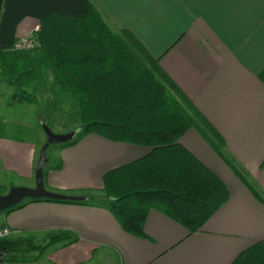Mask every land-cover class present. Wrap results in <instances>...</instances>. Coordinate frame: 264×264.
I'll use <instances>...</instances> for the list:
<instances>
[{"label":"crops","instance_id":"1","mask_svg":"<svg viewBox=\"0 0 264 264\" xmlns=\"http://www.w3.org/2000/svg\"><path fill=\"white\" fill-rule=\"evenodd\" d=\"M92 1L158 60L222 135L226 154L264 197V83L259 79L264 69V0ZM88 5V0H0V49L36 33L45 16L81 17ZM9 127L22 130L15 124ZM15 135L0 136L1 169L33 187L37 145L15 140ZM179 141L229 190L227 201L195 233L150 210L146 237L132 236L108 211L103 195L88 196L92 189L102 192L104 173L149 152L145 146L97 134L61 148L60 161L44 164L60 165L45 170L48 190L86 198L90 204L28 202L0 213V222L12 236L74 233L72 243L48 248H53L50 264H231L264 240V202L196 131L188 130Z\"/></svg>","mask_w":264,"mask_h":264},{"label":"trees","instance_id":"2","mask_svg":"<svg viewBox=\"0 0 264 264\" xmlns=\"http://www.w3.org/2000/svg\"><path fill=\"white\" fill-rule=\"evenodd\" d=\"M88 2L81 17L45 16L34 33V48L0 49V80L13 88L10 104H36L35 84L49 74L54 87L75 101L82 124L70 141L60 143L61 148L89 134L149 148L144 156L102 177L108 211L132 236L146 237L144 225L150 210L182 225L189 234L195 233L229 198L222 179L180 143V137L190 129L264 202L261 193L227 156L222 135L163 71L158 60L130 31L115 26L92 0ZM259 79L264 83V69ZM3 130L0 122V136H4ZM5 191L0 185V194ZM35 201L91 203L86 198L26 199L1 213ZM44 236L42 245L32 243L35 235L0 237V264L37 260L51 245L64 246L76 240L74 233L65 230ZM29 252L36 255L24 257ZM231 264H264V240L250 245Z\"/></svg>","mask_w":264,"mask_h":264},{"label":"rangeland","instance_id":"3","mask_svg":"<svg viewBox=\"0 0 264 264\" xmlns=\"http://www.w3.org/2000/svg\"><path fill=\"white\" fill-rule=\"evenodd\" d=\"M35 87L36 104H10L13 88L0 80V122L4 121L5 124L8 125L6 128L7 130H3V134H16L15 136L17 137L15 140L35 142L37 145V152L39 153L44 143L42 140L46 139L43 125H47L50 130L56 134H64L72 131H79L82 124L78 121L75 101L69 95L61 92L58 87H54L53 80L49 74L41 82L35 84ZM29 89L31 90L33 88ZM12 124L18 125L22 130L16 132L10 131L12 129L9 125ZM60 149V143L52 144L47 148L46 155L50 163L60 161ZM229 158L231 159V157ZM232 161L236 164L234 160ZM50 166L53 169L52 165H44V170L50 169ZM28 182L29 181L25 178L20 179L9 172H4L0 165V185H2L6 191L12 185L30 187L28 186V184H30ZM44 186L46 189L48 188L46 185ZM100 195H103L100 190L92 189V193L88 196L98 197ZM45 241V238L38 236L32 243L35 245H42ZM57 245L61 247L63 244L59 243ZM52 249L53 248L47 249L37 260L12 264H50L47 257L52 253ZM34 255H36V252H29L27 256L23 254L26 258Z\"/></svg>","mask_w":264,"mask_h":264},{"label":"water","instance_id":"4","mask_svg":"<svg viewBox=\"0 0 264 264\" xmlns=\"http://www.w3.org/2000/svg\"><path fill=\"white\" fill-rule=\"evenodd\" d=\"M43 130L46 135L45 142L41 146L38 154V159L35 166L34 173V186H15L12 185L5 193L0 194V213L21 203L26 199H38V198H47L55 200H79L82 197L74 195H66L62 193H56L49 191L44 186V164L48 161L46 151L47 148L55 143H65L70 141L75 136V131L56 134L50 130L47 125H43ZM1 225V222H0ZM0 263L1 253H0Z\"/></svg>","mask_w":264,"mask_h":264},{"label":"built area","instance_id":"5","mask_svg":"<svg viewBox=\"0 0 264 264\" xmlns=\"http://www.w3.org/2000/svg\"><path fill=\"white\" fill-rule=\"evenodd\" d=\"M36 46L34 34L27 38L21 39L14 45L17 50H28ZM11 235V231L6 227H0V237Z\"/></svg>","mask_w":264,"mask_h":264}]
</instances>
